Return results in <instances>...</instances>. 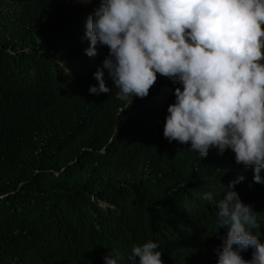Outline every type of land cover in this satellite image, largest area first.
<instances>
[{
	"label": "trees",
	"instance_id": "16d2710c",
	"mask_svg": "<svg viewBox=\"0 0 264 264\" xmlns=\"http://www.w3.org/2000/svg\"><path fill=\"white\" fill-rule=\"evenodd\" d=\"M64 1L0 0V264H106L117 253L139 264L131 249L149 240L164 264H217L227 230L204 194L218 201L240 176L235 190L261 215L253 231L264 242L253 170L231 150L202 158L164 138L179 84L157 74L128 106L105 70L111 91L90 94L109 50L85 54L93 4L66 15Z\"/></svg>",
	"mask_w": 264,
	"mask_h": 264
},
{
	"label": "clouds",
	"instance_id": "9594fccd",
	"mask_svg": "<svg viewBox=\"0 0 264 264\" xmlns=\"http://www.w3.org/2000/svg\"><path fill=\"white\" fill-rule=\"evenodd\" d=\"M74 3L93 4L85 54L96 55L97 43L109 50L90 94L111 91L105 70L116 98L128 106L149 95L157 74L168 78L180 87L167 108L164 138L190 144L188 150L202 158L211 149L231 150L235 163L251 168L253 181L264 184V0H73L66 15ZM243 180L230 181L218 201L204 194L215 203L218 229L227 230L215 249L217 264H264V242L253 231L261 215L235 190ZM249 249L246 260L242 253ZM162 256L160 245L149 240L133 246L129 259L164 264ZM104 260L118 264L120 255Z\"/></svg>",
	"mask_w": 264,
	"mask_h": 264
}]
</instances>
